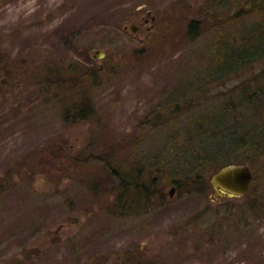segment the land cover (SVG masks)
<instances>
[{
	"label": "rangeland",
	"instance_id": "rangeland-1",
	"mask_svg": "<svg viewBox=\"0 0 264 264\" xmlns=\"http://www.w3.org/2000/svg\"><path fill=\"white\" fill-rule=\"evenodd\" d=\"M207 1L0 0L10 72L0 71V264H264V138L255 151L224 155L228 130L247 141L264 131V95L247 102L264 89V63L226 81L209 73L214 41L239 38L257 17H236L241 6L230 0L218 10L221 34L206 26L190 41L186 25L208 16ZM72 66L101 73L54 82ZM177 107L182 126L158 123ZM197 135L199 159L206 147L221 156L202 164L211 183L212 166L253 164L263 211L214 186L172 194L169 185L166 203L116 207L118 180L102 157L187 171Z\"/></svg>",
	"mask_w": 264,
	"mask_h": 264
},
{
	"label": "trees",
	"instance_id": "trees-1",
	"mask_svg": "<svg viewBox=\"0 0 264 264\" xmlns=\"http://www.w3.org/2000/svg\"><path fill=\"white\" fill-rule=\"evenodd\" d=\"M235 1L238 3V5L241 6V9H239V11L234 14L236 15V17L243 16V18H245L252 14L257 17L256 24L250 29H245L239 38L231 36L230 34L227 37L221 38L220 35V25L226 22V17H224L226 15H224V13L218 12V10L221 11V9H223L226 5H231L230 0H208V16L205 19H190L186 25V38L190 41H195L201 35L204 29H206L204 28L206 26H209L212 29L214 28L218 31L220 36L216 41H214L211 47L213 62L209 67V73L214 77V79H216V81L230 80L233 74L239 75L240 73L242 74L244 72H250L254 68H261L264 63V0H234V2ZM232 35L235 34L233 33ZM2 61H4L3 55L0 56V65L1 63H3ZM6 66L1 65L0 71L5 70V73L8 72V75L10 72L5 68ZM70 68H72V70H70L69 67L64 71L60 70V78L58 77V79H56L54 82L59 83L58 85H60L61 79L63 80V82H67L68 75H72L77 80H79L80 78L90 80L93 77H95L96 79L95 73L100 72V69H98L99 66L91 67L90 69H84L80 66H72ZM263 70L264 68L259 74V77L264 79V77H262L261 75L264 74ZM183 85L185 86L186 84ZM188 86H192L191 88L194 90V88L198 85L196 84L195 86L194 82H192L191 84L188 83ZM180 94L182 93H175L173 95V99L176 100L177 96H179ZM256 94L258 93L254 91L252 94H250V96H248L247 102H249V104L251 100L260 101L261 97H263L264 95V89L261 88L260 94ZM252 103L255 104V101H253ZM260 106L261 104H259V106H256V108L258 109ZM81 109L82 108L80 107L75 109V111L79 112ZM175 111V113H177V115L174 117L175 119H161V116L159 115L158 123L166 124L171 127L182 126V124L180 125V123L178 122V117L183 116L184 110L180 107H177ZM79 113H81V111ZM73 116L74 118L76 117L75 115ZM202 121L205 120H199L198 123H201ZM183 129L186 130L185 128ZM263 133L264 131H261L259 134H257V136L255 135L253 139H248L249 141H247L245 140L246 138L244 137V135L239 136V132L236 129L228 130V132H226L227 138H233L234 142L232 146L229 145V148L224 155H227V153L240 151L241 147L247 148L244 149L247 151L252 147L255 151L256 140L258 141L260 140V138H264ZM200 139L201 137L197 135V138L194 139L192 143H189L188 148L185 151L186 154H189L191 163H193V166L187 171L180 170L175 167L170 171L166 170L161 172L159 170L160 173L155 174V172L147 170L145 164L142 165L143 161L140 157L139 160L141 162L138 166H140L141 168H138L137 166L136 168H133V166L132 168H129L131 165H129V163L125 161H119L116 165H114L111 155H109L108 157H102L100 161L105 164L106 168H108L112 172L113 176H115L118 180L117 184L114 187V193L116 194V207H118L120 210L125 209L126 212H128V209L136 212L139 209H144L146 211L149 208L148 206H150L151 204L153 205V203L155 202L161 204L166 203L168 199L167 187L169 185L175 187V190L177 189L179 192L188 193L201 191L198 190L200 188L203 190L213 188L212 183L208 179V174H204V171H202V168L204 167L202 166V164L206 165L207 159L211 161H217V159H219L221 156L219 154L217 155V151L214 152V154L208 153L207 150L209 148L206 147L203 153L204 159H199V156H196V152L194 151L195 149H193V143L197 144V142H200ZM174 141H176V139H174ZM200 143H203V140H201ZM206 143L208 142L205 141V144ZM247 151L243 152L246 153ZM136 159L138 158L136 157ZM130 164L136 165L135 163ZM249 164L251 167L253 166L252 163ZM224 165L216 167L212 166L210 170L216 172ZM251 193L252 191L244 196V198L246 197L249 199V203L253 209H259L260 211H263L262 207L259 208L255 206L254 203L257 204L258 201L256 200V195H253Z\"/></svg>",
	"mask_w": 264,
	"mask_h": 264
},
{
	"label": "water",
	"instance_id": "water-1",
	"mask_svg": "<svg viewBox=\"0 0 264 264\" xmlns=\"http://www.w3.org/2000/svg\"><path fill=\"white\" fill-rule=\"evenodd\" d=\"M254 172L250 165L244 163H230L212 176V184L217 195L241 197L253 188ZM175 188H172L173 193Z\"/></svg>",
	"mask_w": 264,
	"mask_h": 264
},
{
	"label": "flooded vegetation",
	"instance_id": "flooded-vegetation-1",
	"mask_svg": "<svg viewBox=\"0 0 264 264\" xmlns=\"http://www.w3.org/2000/svg\"><path fill=\"white\" fill-rule=\"evenodd\" d=\"M149 13L152 14V11H150ZM145 22L148 23L149 19H146ZM11 75H12V73H11Z\"/></svg>",
	"mask_w": 264,
	"mask_h": 264
}]
</instances>
